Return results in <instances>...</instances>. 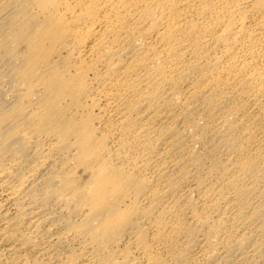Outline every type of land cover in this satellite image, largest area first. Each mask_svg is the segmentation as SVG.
<instances>
[{
	"label": "bare ground",
	"instance_id": "bare-ground-1",
	"mask_svg": "<svg viewBox=\"0 0 264 264\" xmlns=\"http://www.w3.org/2000/svg\"><path fill=\"white\" fill-rule=\"evenodd\" d=\"M0 264H264V0H0Z\"/></svg>",
	"mask_w": 264,
	"mask_h": 264
}]
</instances>
